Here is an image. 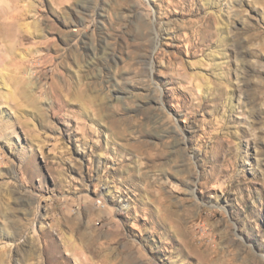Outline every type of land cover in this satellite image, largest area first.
<instances>
[{"label": "rangeland", "instance_id": "374dc122", "mask_svg": "<svg viewBox=\"0 0 264 264\" xmlns=\"http://www.w3.org/2000/svg\"><path fill=\"white\" fill-rule=\"evenodd\" d=\"M0 264H264V0H0Z\"/></svg>", "mask_w": 264, "mask_h": 264}]
</instances>
